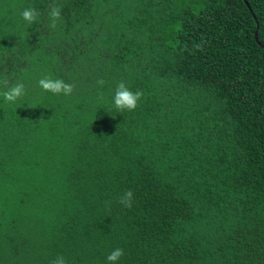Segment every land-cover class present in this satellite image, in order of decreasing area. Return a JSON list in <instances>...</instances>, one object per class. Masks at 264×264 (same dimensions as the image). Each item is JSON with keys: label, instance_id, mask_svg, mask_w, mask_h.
I'll return each mask as SVG.
<instances>
[{"label": "trees", "instance_id": "trees-1", "mask_svg": "<svg viewBox=\"0 0 264 264\" xmlns=\"http://www.w3.org/2000/svg\"><path fill=\"white\" fill-rule=\"evenodd\" d=\"M5 79L0 264H264V0H0Z\"/></svg>", "mask_w": 264, "mask_h": 264}, {"label": "clouds", "instance_id": "clouds-1", "mask_svg": "<svg viewBox=\"0 0 264 264\" xmlns=\"http://www.w3.org/2000/svg\"><path fill=\"white\" fill-rule=\"evenodd\" d=\"M22 20L28 24L34 23L40 16V12L33 7L25 8L20 13ZM49 18L51 26L55 27V22L61 18V11L55 4L51 7L49 12ZM97 84L103 86L104 81L98 80ZM38 86L44 92H50L53 95L70 96L73 92V85L66 83L63 79H52L50 77H43L39 79ZM4 101L6 103L15 104L22 100L26 95V88L23 83L16 82L9 84V81L5 79L3 81V90L0 91ZM143 93L140 91H131L124 82H119L116 85L115 93L113 97V103L117 110L123 111H135L139 106ZM133 192L131 190L126 191L119 199L118 203L122 204L125 208H131L133 203ZM123 249H114L108 256V264H118V261L123 257ZM52 264H67L63 256H57Z\"/></svg>", "mask_w": 264, "mask_h": 264}, {"label": "water", "instance_id": "water-1", "mask_svg": "<svg viewBox=\"0 0 264 264\" xmlns=\"http://www.w3.org/2000/svg\"><path fill=\"white\" fill-rule=\"evenodd\" d=\"M255 36H256V33H255Z\"/></svg>", "mask_w": 264, "mask_h": 264}]
</instances>
